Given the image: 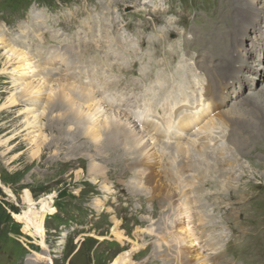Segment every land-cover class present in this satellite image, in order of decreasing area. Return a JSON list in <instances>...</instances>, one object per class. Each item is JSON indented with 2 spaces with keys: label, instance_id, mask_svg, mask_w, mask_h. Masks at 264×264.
Segmentation results:
<instances>
[{
  "label": "rangeland",
  "instance_id": "374dc122",
  "mask_svg": "<svg viewBox=\"0 0 264 264\" xmlns=\"http://www.w3.org/2000/svg\"><path fill=\"white\" fill-rule=\"evenodd\" d=\"M118 1L121 3L116 4L113 11L118 9L107 18L116 16L118 20L122 14L120 23L123 25L115 27V30L111 27L110 29L113 30L111 34L114 33L118 37L130 36L123 41L125 47L123 51L116 52L120 58H113L111 54L107 55L106 42H100V19L106 18V9L103 11L97 9L99 5L97 0H0V181L2 182L0 185V264H163L160 261L162 259L159 258L160 253L164 256L169 251L160 239L167 233L163 232L161 224L164 219L167 220L171 211L165 213L160 211L157 208L160 207V201H158L154 206L156 210L150 214L147 211L152 210V201H146L152 194L159 192L162 182L160 176L166 177L165 172L163 176L161 175L158 165L161 161L167 163L168 147L163 149L158 143L154 145L153 139L147 140L151 163L156 165L153 173L134 175L133 178L131 175L124 179L127 175L125 162L114 158L111 150L106 153L105 163L100 164V145L106 141L81 145L85 140L81 141L77 135L79 127L69 129L72 124L69 116L73 111L69 109V102L58 99L59 97L55 99V95L50 101L49 86L59 88L60 83H57L59 78L69 77L74 84L80 86L79 90L93 89L99 104L100 92L101 97L104 95L107 97V93L118 96L120 107L104 105L103 111L109 113L112 110L116 118L121 113V115L127 114L128 120L124 122V125H128L129 131L135 130V133L146 127V124H138V128L133 126L132 121L137 119L138 114L136 112L138 109H133L135 101L143 103L144 111L142 112L150 121L161 122L164 118L168 119L170 112L166 109L167 104L164 105L163 100L160 101L159 90H156L159 94L154 93L155 83L149 82H155V76L151 80L147 78L148 72L152 71L150 64L154 66L163 63L165 56L155 54L151 50L150 57H153V60L145 56L134 57L140 43L138 34L141 31L140 27L134 26L140 18L133 12L145 10L143 19L146 21H150L148 18H154V16L164 19L158 26L150 23L151 29L146 31L150 35V40H157L163 30L170 31L168 33L169 49L181 53L184 58L194 56L196 59L198 52L194 49L215 46V43L228 40L227 31L232 26L231 17L236 0ZM104 23L106 27L109 26L106 21ZM196 27H199L196 35L206 34L208 39L203 45L197 36H191V30ZM262 27H264L263 23ZM249 34L250 36L245 37V41L247 47L252 48V43L256 42V34L252 31H249ZM257 38L259 39L258 36ZM186 44L190 46L189 52L185 50ZM114 46L117 48V45ZM260 46L263 50L264 45ZM25 53L32 57L31 61L26 60L23 56ZM136 61L140 63L139 71L138 66L133 65ZM189 61L191 59L186 60V62ZM28 62L32 64L27 65ZM173 63L178 64V62ZM163 68V72L165 68L168 70L167 67ZM133 69L136 70L135 73L131 72ZM142 69L146 72L144 73ZM199 72L204 74L198 70L196 75ZM185 84L188 92H194V97L197 94V98H200L203 92L202 87L198 89L197 86L193 88L191 83ZM113 86V92H108ZM47 88L46 92L43 91ZM36 90H38L37 93ZM14 97L17 98V103L12 106L10 102ZM36 97H40L37 105ZM49 101L50 106L46 104ZM78 102V106L85 111L83 114L85 118L92 116L98 120L104 118L100 116V113L93 115L92 112L95 110L88 112L87 105L81 103V100ZM53 104L55 107L51 109ZM205 104L203 101L195 105L186 102L180 110L191 109V112L197 110L202 112ZM148 107L151 110L146 111ZM163 110H165L164 113ZM208 115L206 119L211 116V114ZM206 119L199 126L200 120L196 118L195 125L188 131L193 133L198 127L204 126ZM82 128L85 130L84 126ZM223 129V134L216 131L214 135L225 140L229 129L226 126ZM64 130L68 133L63 137L61 131L65 132ZM219 132H222L221 129ZM204 135L199 136L197 146L207 140ZM60 137L64 140L57 143ZM160 139L169 141L163 136ZM181 139L187 141L188 137H181ZM171 140L169 145L172 144ZM121 142L122 139L112 146L121 150L119 156L138 159L137 155H132L130 146L125 149ZM35 144H40L39 152ZM74 145L78 148L75 149ZM165 145L168 146L163 144ZM68 147L74 149L69 150ZM101 149L103 150L104 147ZM221 149H224V145ZM80 157L83 159L80 160ZM177 160L180 162V159ZM93 161L99 163L106 171L105 178L96 175L97 182L89 172V165ZM128 162H131V159ZM107 171H109L108 174L114 173L119 177L117 185L123 184L121 181L123 178L125 186H131L139 191L143 200L139 197L132 199L130 195H127L126 198L129 200L126 202L125 196L119 193L121 188L114 187L107 176ZM139 172L144 170L140 169ZM214 176L218 179L217 175ZM128 180L131 182L129 183ZM135 180L138 182L134 183ZM103 181L110 182L106 184L110 191H100V187L104 185ZM228 184L229 188L236 186L235 180ZM9 191L13 194L12 196ZM27 192L33 199V205L29 206L30 203L26 200ZM47 201H51L52 212L45 214L42 219L45 227V239L42 241L41 237L23 230V223L14 216V212L21 213L30 209L40 211ZM100 201L104 204L101 212H99L100 208L96 207H100ZM142 204L146 205V212L138 211ZM179 207L182 208L180 204ZM47 212L44 211V213ZM221 216L226 222L228 215L221 213H218L216 221L219 222ZM192 220L187 223V218L185 219L188 229L196 228L200 223L195 220V216ZM150 221L153 223L150 224ZM229 225L232 224L229 223ZM116 230L123 233L122 239L117 237ZM226 230L228 235L224 234L225 243L222 244V249H225L229 242L230 245L233 241L236 243L240 234L239 229L230 226H227ZM178 233L180 230L174 234ZM168 236H170L169 231ZM171 239L172 242L169 244L181 245L177 241L173 242L172 237ZM203 244L204 242H200V245ZM197 246L199 245L196 244L190 248L194 249ZM184 248L178 247L172 252L175 254V250L178 253ZM207 252L203 251L204 254ZM123 254L128 260L124 261V258L116 263L118 257ZM226 258L230 259L229 256ZM193 259L196 262V258ZM175 264L182 263L176 261ZM232 264H241V262H232Z\"/></svg>",
  "mask_w": 264,
  "mask_h": 264
},
{
  "label": "bare ground",
  "instance_id": "6f19581e",
  "mask_svg": "<svg viewBox=\"0 0 264 264\" xmlns=\"http://www.w3.org/2000/svg\"><path fill=\"white\" fill-rule=\"evenodd\" d=\"M97 2L99 3L97 9L101 11L106 9V18L100 19V42H106L107 55L111 54L114 56L113 58H120V55L116 52L117 50L123 51L122 49L125 48L123 41L130 35L118 37L114 33L111 34L113 31L110 29L111 27L115 30V27L118 28L123 25L120 23L123 16L120 14L121 17L119 16L118 20L116 16L111 18H107V16L116 12L118 8L113 11V7L121 3V1L97 0ZM133 13L140 18L134 26L140 27L139 30L141 31L138 34L140 43L134 57L142 58V56H145L147 59L153 60L154 58L150 57L152 51L155 54H163L165 56L163 63L155 64L154 66L150 64L149 67H151L152 71L148 72L147 78L151 80L155 76V82H149L155 83L154 93L159 90L160 101L163 100L164 105L167 104L168 108L166 109L170 112L169 115L167 113L168 119L164 118L161 122L150 121L142 112L144 111L143 103L135 101L133 109L137 108L136 112L138 114L137 119L132 121L133 126L138 128V124H146V127L142 129L143 131H136L137 133H135V130L129 131L128 125H124V122L128 120L127 114L121 115V113L116 118L112 110L109 113L103 111L104 105L119 108L120 100L118 96L107 93V97L105 95L101 97L102 93L100 92L99 104V100L96 101L97 96L94 94L93 89L85 88L86 90H79L80 86L74 84L69 77L59 78L60 80L57 82L58 84L60 83L59 88H51L49 86L50 93L48 92V98L51 101V97L55 95V99L59 97L58 99L69 102V109L73 110L69 116L72 122L69 129L72 130L79 127L77 135L81 141L82 139L85 140L81 145H92V143L100 142L101 140L106 141L100 145V164L105 163L104 158L107 157L106 153L109 150L114 154V158L124 160L125 174L127 173L124 179L131 175L133 178L134 175L153 173L152 171L156 165L151 163L152 160L149 157V149L146 144L147 140L153 139V144L156 145L158 143L163 149L168 147L167 163L161 161L158 165L159 172L162 176L163 172H165L166 177L162 178L160 176L162 182L160 183L159 192L154 193L155 195L152 194L146 200L148 202L152 201V210L147 211L145 204L138 208V211H147L152 214V211L156 210L154 206L160 201V207H157L160 211L162 210L164 213L171 211L167 220L161 218L163 220L161 229L167 233L162 235L160 241L162 240L169 251H171L165 253L164 256L160 253L159 258L162 259L160 261L163 264H175L176 261L182 264H232V262L238 261L241 264H264V49L262 50L260 46L264 45V27H262V23L264 26V0H236L231 17L232 26L227 31L229 34L228 40L215 43V46H203L194 49V51L198 52L196 59H194V56L184 58L181 53L169 49L170 40L168 33L170 31L161 30L162 34L157 40H150V35L146 33L148 29H151L150 23L158 26L159 22L164 21V19L154 16V18H148L150 21H146L143 19L145 10L142 9L135 10ZM104 21L109 23V26L106 27ZM154 26L152 27L153 29L155 28ZM198 31L199 27L193 28L191 36H197L196 33ZM249 31L256 34V42L252 43V48H248L245 41V37L251 34H249ZM197 38L202 45L207 39L206 34L197 36ZM114 45H117V48ZM185 50L189 52L190 46L186 44ZM23 56L26 60H32V57L26 53ZM187 59H191V61L186 62ZM173 62H178V64L176 65ZM26 64L31 65L32 62ZM133 65L134 67L138 66L139 71L140 63L136 61ZM163 67H167L168 70L165 68L163 72ZM198 70H201L204 74L199 72L196 75ZM131 72L135 73L136 70L133 69ZM147 78H145L146 81H148ZM171 83L174 84L172 85ZM185 83H191L193 88L195 86L198 89L202 87L203 92L200 98H197V94L194 97V92H188ZM42 85L44 86V84ZM113 89L114 86L110 87L108 92L112 93ZM47 90L48 88L43 91L46 92ZM35 92L37 93L38 90ZM39 99L40 97H36V105L40 102ZM80 100L82 101L81 103L87 105V108H89L88 112L89 110H95L92 112L93 115L96 116L100 113V116L104 118H99L100 120L92 118L93 116L85 118L86 116L83 115L85 111L77 104ZM50 101L46 102L49 106L51 104ZM199 101L206 103L205 108L201 110L202 112L198 110L191 112V109L180 110L184 106L183 103L188 102L191 105H195ZM16 103L17 98H12L10 105L13 106ZM54 107L55 104L51 105V109ZM150 107L152 108V106ZM151 108L148 107L146 111L151 110ZM165 110H163V113ZM208 114H211V116L206 119L209 116ZM196 118L200 120L201 124L199 123V126L204 123L205 119L207 122L204 126L198 127V129L196 128L197 130H192L194 132L190 133L188 129L195 125ZM81 125L85 127V130L84 128H82L83 130L81 129ZM225 126L229 129L225 140L214 135L217 132L223 134V127ZM220 129L222 132H219ZM61 132L63 137L68 133L67 131ZM200 135L206 136L207 140L197 146ZM162 136L169 139V141L161 140ZM181 137H188V139L183 141L184 139H181ZM112 138L117 140L110 141ZM59 139L57 143L64 140L62 137ZM120 139H122L125 149L130 146L129 149L132 150V155H137L136 158L138 159L135 160L133 159L134 157H130L131 162H128L130 160L128 157L119 156L121 150L112 146L119 142ZM170 140L172 144L169 145ZM66 143L68 144V142ZM163 144H168V146H163ZM223 145L224 149L220 150ZM36 146L37 152H39L40 144ZM75 147V149L78 148L77 146ZM102 147H104L103 150L101 149ZM68 148H70L69 150L74 149L73 147ZM82 159L83 157H80V160ZM177 159H180V162ZM100 164L93 161L89 165V172L94 177L95 182H97L96 175H100V177L106 175V171ZM246 168L247 170H245ZM140 169L141 171L144 170V172H139ZM108 173L109 171H107V176H109L108 178L114 187L117 189L121 188L119 193L123 194L125 198L130 195L132 199L139 197L140 200H143V196L139 191L129 185V187L125 186L123 178L121 180L123 184L117 185L119 177L114 173ZM214 175H217L218 179ZM233 180H235L236 186L229 188L228 183ZM136 182L138 180L134 181V183ZM102 183L104 185L100 187V191H110L106 185L110 182L103 181ZM0 185H2V182ZM9 192L12 196L11 191ZM26 200L30 203L29 206L34 204L29 192L26 194ZM124 200L128 202L129 198ZM211 200L214 201L211 202ZM50 202L47 201L42 205L40 211L30 209L21 213H14V216L23 223V230L41 237L42 241L45 239V227L42 219L45 214L52 212V204L50 205ZM94 202L96 203V201ZM179 204L182 208L179 207ZM103 205L100 201V207L96 206L100 208L99 212H101ZM44 211L48 212L44 213ZM218 213L228 215L226 222L223 216L220 217L221 220L219 222L216 221ZM193 216L200 223H198L196 228L192 226L193 229H188L185 219L187 218V223L189 221L192 222ZM150 218L153 220V217L150 216ZM151 221L150 224L153 223ZM229 223L232 225H229ZM227 226L239 229L240 234L236 243L233 241L232 245H230L229 242L226 248L222 249V244L225 243L224 234L228 235ZM178 230H180V233L174 234ZM168 231L173 238V242L177 241L181 245L176 243L169 244L172 239L168 236ZM115 234L120 239L124 237L123 233L118 230H116ZM200 242H204V244L200 245ZM196 244L199 246L194 249L190 248ZM178 247L185 248L178 253L175 250L174 254L172 251ZM203 251L208 252L204 254ZM165 256L166 258H164ZM226 256H229L230 259H227ZM194 257L196 262L193 259ZM124 258V261L128 260L126 259L127 257H124V254L120 255L116 263H119Z\"/></svg>",
  "mask_w": 264,
  "mask_h": 264
},
{
  "label": "trees",
  "instance_id": "16d2710c",
  "mask_svg": "<svg viewBox=\"0 0 264 264\" xmlns=\"http://www.w3.org/2000/svg\"><path fill=\"white\" fill-rule=\"evenodd\" d=\"M14 224H18V223H14Z\"/></svg>",
  "mask_w": 264,
  "mask_h": 264
}]
</instances>
